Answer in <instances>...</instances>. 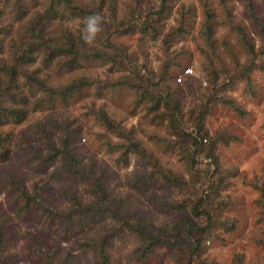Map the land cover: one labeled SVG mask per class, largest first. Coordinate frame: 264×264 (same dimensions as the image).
Wrapping results in <instances>:
<instances>
[{
  "label": "rangeland",
  "instance_id": "1",
  "mask_svg": "<svg viewBox=\"0 0 264 264\" xmlns=\"http://www.w3.org/2000/svg\"><path fill=\"white\" fill-rule=\"evenodd\" d=\"M45 24V39L83 38L93 57L30 50ZM12 66L26 98L3 103L26 113L0 115V264H99L85 243L112 224L70 212L93 203V176L147 224L109 240L111 264H264V0H0V73ZM30 72L89 84L37 106ZM24 190L63 214L24 206Z\"/></svg>",
  "mask_w": 264,
  "mask_h": 264
},
{
  "label": "trees",
  "instance_id": "2",
  "mask_svg": "<svg viewBox=\"0 0 264 264\" xmlns=\"http://www.w3.org/2000/svg\"><path fill=\"white\" fill-rule=\"evenodd\" d=\"M72 7L74 9L79 8L78 4H73ZM82 8V7H80ZM85 8V7H83ZM93 13L91 10L86 11L85 15ZM43 19V18H42ZM45 21V20H44ZM48 27L47 24L43 26L39 32H36L35 28L31 29V37L32 41L29 42V49L30 50H36V51H43L47 50V55L45 57L46 60L51 61L57 56L63 54V53H68L71 55V64L73 62H77L78 58L81 57L83 59H88L93 57V47L90 46L88 47L86 45V41L81 38L80 39V45L79 47H76L75 43L71 40L72 38L70 37L66 43L62 41V38L57 36L55 38L49 37V38H44L45 31L42 32L44 29ZM48 29V28H47ZM50 30V28H49ZM69 35V34H68ZM107 45H104L105 47H112L110 42L106 41ZM28 45V46H29ZM87 46V47H86ZM96 54L94 56L97 57H102V56H107L108 58H114L116 54L114 53H109L108 51L105 50H100L101 52H105L102 54L99 49H94ZM108 52V53H107ZM21 60L20 62H23L26 58H31L29 56L28 51H24V54L20 57ZM13 65V64H12ZM18 69L15 66H12L11 69L7 70L5 69L0 73V78H3L0 80V115L4 114L5 112H11L13 114H19V113H26L23 110H20L19 108H15L13 105H6L3 102V97L5 96L8 99L16 100L17 97L20 99H23L22 97L26 98L23 94V91L21 89H18L20 85H18L17 80L19 76L21 75L18 73ZM187 75V74H184ZM25 76L28 77V85H29V91L34 95L36 91L40 92L41 94L45 95L41 98H35L34 99V104L37 106L43 105L45 102H49L53 100L54 98L57 97H64L66 94L73 93L75 89L79 88L80 86H83L86 81L84 79H81L79 81H74L71 85L67 86L66 88H60V87H52L47 84V82L40 78L39 76H36L32 72L25 74ZM149 83V82H148ZM150 90H144V94H151ZM154 98V95L152 96ZM165 105L167 108H179L180 104L179 101L174 97V95L171 92H168L165 96ZM108 122V119H107ZM109 125H110V120H109ZM41 126H44V124H41ZM41 130H44L42 128ZM123 134V133H121ZM0 142H1V137H0ZM60 152L64 158V163L71 164L70 166L74 167V170H78L79 168L76 167L80 165L79 161L74 160V155L69 151L68 148H61ZM64 164V165H65ZM63 165V166H64ZM73 169H69V171H72L75 173ZM91 180V184L93 185V194L94 196V201L93 203H87V204H82L78 201V199L73 201V206L70 208V212H76L77 214H84V217H87L89 219H93V222L98 224L102 223V221H98L101 219V213L104 212V214L107 216L106 219H108V222L112 224V226L108 225L105 226V224L99 225L101 226L99 230H97L98 233H96V236L93 238H90L86 241L85 245L91 247L97 256V261L99 264H111L109 255L106 251V245L109 243V240L113 237L120 236L125 229H129L132 231H137L141 236H145L147 234V231L145 230V227L147 224L144 222V218L141 216H135L133 215L132 217H129L125 214L124 212L119 209L120 207L118 205H111L112 201L107 194L105 193L104 190V185L103 181L101 178H98L97 176H93L89 178ZM25 195V200H24V206H30L35 207V209H39L40 211H45L46 213H53V215H62L63 212L57 211L53 205L50 202H46V200L41 196H31L27 193V191H22ZM23 195V196H24ZM29 196V197H28ZM24 199V198H23ZM121 201V200H120ZM79 212V213H78ZM75 215V213H73ZM196 237V234H194ZM154 238L148 239L147 245L144 247L145 251L144 254L142 253L141 257L146 255L148 252L151 251V249L154 246V241L158 240L156 237L160 238V236H153ZM152 240V241H150ZM5 241L4 237V232L2 229V226H0V249L2 247V243ZM198 241V238H197ZM160 240L156 241V243L160 244ZM155 243V244H156ZM48 259L49 264H59L57 260H54L50 255L49 257H46Z\"/></svg>",
  "mask_w": 264,
  "mask_h": 264
},
{
  "label": "clouds",
  "instance_id": "3",
  "mask_svg": "<svg viewBox=\"0 0 264 264\" xmlns=\"http://www.w3.org/2000/svg\"><path fill=\"white\" fill-rule=\"evenodd\" d=\"M88 31L90 33L98 31L97 18H89Z\"/></svg>",
  "mask_w": 264,
  "mask_h": 264
},
{
  "label": "built area",
  "instance_id": "4",
  "mask_svg": "<svg viewBox=\"0 0 264 264\" xmlns=\"http://www.w3.org/2000/svg\"><path fill=\"white\" fill-rule=\"evenodd\" d=\"M192 73V68L191 67H186L184 70H183V74H191ZM178 81H180V79H181V76L179 75V76H177V78H176Z\"/></svg>",
  "mask_w": 264,
  "mask_h": 264
}]
</instances>
